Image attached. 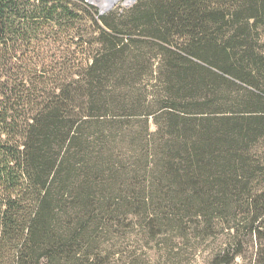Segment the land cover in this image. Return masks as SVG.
Here are the masks:
<instances>
[{"label":"trees","instance_id":"obj_1","mask_svg":"<svg viewBox=\"0 0 264 264\" xmlns=\"http://www.w3.org/2000/svg\"><path fill=\"white\" fill-rule=\"evenodd\" d=\"M141 213L264 264V0H0V264H112Z\"/></svg>","mask_w":264,"mask_h":264},{"label":"rangeland","instance_id":"obj_2","mask_svg":"<svg viewBox=\"0 0 264 264\" xmlns=\"http://www.w3.org/2000/svg\"><path fill=\"white\" fill-rule=\"evenodd\" d=\"M71 1L77 3L79 0ZM82 1L95 7L100 13L102 0ZM135 1L128 3L127 0H118L111 10L129 9ZM154 129L155 126L152 125V130ZM129 220L122 237L117 241L115 251L118 254L113 258L112 264H219L222 251L232 239L216 222L214 229L207 230L201 220L193 222L188 219L182 229L174 224L167 235L155 237L156 231L145 226L147 222L142 213L140 216H130ZM243 250V255L233 258L230 264H253L257 253L255 243L246 239Z\"/></svg>","mask_w":264,"mask_h":264},{"label":"water","instance_id":"obj_3","mask_svg":"<svg viewBox=\"0 0 264 264\" xmlns=\"http://www.w3.org/2000/svg\"><path fill=\"white\" fill-rule=\"evenodd\" d=\"M107 1V7L105 8H101V11H100V15H103L104 13L106 12H109L116 4H117V0H106ZM134 0H131L130 2L128 3H133ZM91 4H93L92 1H90Z\"/></svg>","mask_w":264,"mask_h":264},{"label":"bare ground","instance_id":"obj_4","mask_svg":"<svg viewBox=\"0 0 264 264\" xmlns=\"http://www.w3.org/2000/svg\"><path fill=\"white\" fill-rule=\"evenodd\" d=\"M127 1H131V0H127ZM117 2H118V0H117ZM105 7H107V1L106 0H102V9L103 8H105Z\"/></svg>","mask_w":264,"mask_h":264}]
</instances>
